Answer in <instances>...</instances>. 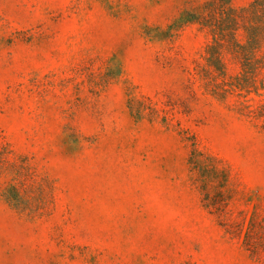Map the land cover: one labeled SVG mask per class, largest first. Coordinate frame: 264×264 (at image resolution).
Returning a JSON list of instances; mask_svg holds the SVG:
<instances>
[{"label": "rangeland", "instance_id": "374dc122", "mask_svg": "<svg viewBox=\"0 0 264 264\" xmlns=\"http://www.w3.org/2000/svg\"><path fill=\"white\" fill-rule=\"evenodd\" d=\"M254 1L0 0V264H264Z\"/></svg>", "mask_w": 264, "mask_h": 264}, {"label": "trees", "instance_id": "16d2710c", "mask_svg": "<svg viewBox=\"0 0 264 264\" xmlns=\"http://www.w3.org/2000/svg\"><path fill=\"white\" fill-rule=\"evenodd\" d=\"M255 15H260L259 25L261 30H264V0H256L252 3L249 9H229L228 14L222 20L218 28L212 29L214 38V45L210 49L211 60L221 70L225 69V55L230 54L235 61H238L243 69L252 67L256 64H261L264 68V53L260 58H257V52L264 48V34L259 36L255 33V27L248 18ZM242 32L245 36H240ZM255 33V34H254ZM240 37L244 39L245 43L240 42ZM222 41L224 44H219ZM6 152H0V164L6 157ZM0 165V171H1ZM14 187V186H13ZM9 194L10 191H8ZM8 200L18 204L17 199L9 197L5 193Z\"/></svg>", "mask_w": 264, "mask_h": 264}]
</instances>
